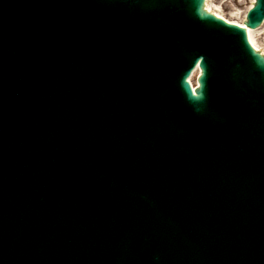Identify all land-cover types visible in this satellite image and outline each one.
<instances>
[{"label":"water","instance_id":"1","mask_svg":"<svg viewBox=\"0 0 264 264\" xmlns=\"http://www.w3.org/2000/svg\"><path fill=\"white\" fill-rule=\"evenodd\" d=\"M61 1L0 0V76L49 78L0 118V264H264V56L249 32L205 0ZM68 84L85 98L69 115ZM47 90L51 120L34 114Z\"/></svg>","mask_w":264,"mask_h":264},{"label":"rangeland","instance_id":"2","mask_svg":"<svg viewBox=\"0 0 264 264\" xmlns=\"http://www.w3.org/2000/svg\"><path fill=\"white\" fill-rule=\"evenodd\" d=\"M211 4L214 8L222 10L223 15L226 17L242 21L244 15L248 11V8L252 4V0H212ZM260 34H257V41L260 46L264 48V29L260 31Z\"/></svg>","mask_w":264,"mask_h":264},{"label":"bare ground","instance_id":"3","mask_svg":"<svg viewBox=\"0 0 264 264\" xmlns=\"http://www.w3.org/2000/svg\"><path fill=\"white\" fill-rule=\"evenodd\" d=\"M211 1L212 0H208V3H207V10H209V11H211L213 14H217V16H219V17H223V18H225V19H227L224 15H223V13H222V10L220 11L217 7L216 8H214L213 6H212V4H211ZM230 22H228V23H230V24H233V25H235L237 22H238V24H241V25H243V26H245L246 28H247V26L246 25H244V22L243 21H236V20H232V19H228ZM264 29V26L259 30V29H257V30H253V29H251V28H247V31L249 32V36H250V40H251V42H252V44H253V46L256 48V50H258V52H261V54L262 55H264V48L262 47V46H260L259 45V43H258V41H257V34H260L261 32L260 31H262ZM199 68H198V70H197V72L195 73V75L198 73V75H199ZM190 83L192 84L191 86H193V87H195V85L193 84V78H192V80L190 81Z\"/></svg>","mask_w":264,"mask_h":264}]
</instances>
